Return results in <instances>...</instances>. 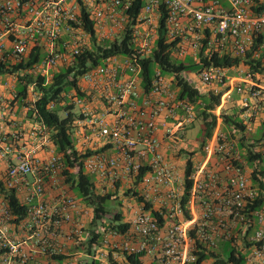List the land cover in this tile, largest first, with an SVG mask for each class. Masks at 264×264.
<instances>
[{
	"label": "built area",
	"instance_id": "2783aa9c",
	"mask_svg": "<svg viewBox=\"0 0 264 264\" xmlns=\"http://www.w3.org/2000/svg\"><path fill=\"white\" fill-rule=\"evenodd\" d=\"M143 1L130 28L134 51L107 56L87 71L60 112L63 118L67 107H75L74 149L79 155L91 153L83 162L94 185L106 194L110 187L129 183L138 195L135 205L128 202L129 229L120 234L109 224L103 226L92 260L112 264L120 252L136 256L140 264L144 258L151 264H206L211 253L230 244L228 254L240 252L244 264H264V203L255 207L260 190L252 179L255 170L264 173V139L250 140L258 129L264 131V0ZM132 7L133 0H0V62L27 63L39 54L27 70L5 75L14 78L12 84L32 75L45 78L47 85L61 69L92 51L94 43L109 47L121 41ZM164 14L167 43H176L173 56L179 61L200 63L204 48L209 60L228 56L243 65L236 66L235 76L228 74L233 67L212 64L198 70L210 92L223 93L214 114L234 107L245 131L233 125L232 133H226L218 120L202 149L203 159L194 166L188 193L180 166L162 151L158 123L166 113L175 118L176 110L185 112V121L194 120V107L170 90L159 69L147 92L141 78V62L156 50ZM88 22L94 35L86 29ZM36 86L30 84L28 97L21 98L29 111L39 99ZM2 97L0 87V102ZM38 114L35 110L29 132L0 129V181L4 191H13L27 207V216L16 223L0 189V264H58L53 257L61 255L58 240L64 225L74 223L70 239L83 233L81 216L86 212L70 191L64 154L38 122ZM181 119L177 126L182 129ZM7 120L2 113L0 121ZM248 149L258 160L247 159ZM49 188L57 191L52 200L47 198ZM200 253L206 254L202 261ZM214 259L215 264L219 258Z\"/></svg>",
	"mask_w": 264,
	"mask_h": 264
},
{
	"label": "trees",
	"instance_id": "16d2710c",
	"mask_svg": "<svg viewBox=\"0 0 264 264\" xmlns=\"http://www.w3.org/2000/svg\"><path fill=\"white\" fill-rule=\"evenodd\" d=\"M143 7V0H133V7L130 11L132 21L128 25V30L124 34V37H122L121 41L109 43V47L107 46L108 43H106V46H98L96 43H94L92 51H88L77 57L72 66L61 69L59 73L55 74L51 82L47 85H44L46 79L43 77L35 78L32 75H26L20 76L18 78V97L23 99L28 97V86L34 82L36 83V90L39 94V99L36 102L34 108H31L29 112L30 117L33 118L35 110L38 111V122L43 123L47 127V132L51 134V139L54 145L64 154V158L68 167L66 170L67 182L70 184L77 196L82 198L83 202H85L87 206L94 209V226H96L97 223L102 222V220L105 219L107 215H112V212L109 209V202L112 200L113 195H102L97 193L92 177L84 172L83 159H85L91 153L88 152L85 155H79L74 149L72 132L73 123L76 116L73 112L75 107L72 105L67 107L66 110L68 113L63 118L60 116V112L63 108V103L67 100L66 97L70 90L72 88L78 89L79 80L81 76H83L87 71L98 65L99 62L107 56L127 55L134 51L130 28L136 23V18L142 11ZM160 22L161 24L159 29V37L156 42V50L152 55L141 62V78L143 79V87L145 91L147 92L151 88L155 69H159L162 75L165 77H173L175 88L179 89V99L193 106L196 105L201 110L199 112V117L203 119L205 125L203 133L204 137L201 138V147H204L207 141L212 137L215 129L217 128L219 119H221L223 123L228 126L235 125L236 127H240L242 131H245V128L238 124V118L236 115L229 116L224 112L219 116L214 114V111L220 105L223 93L215 95L213 92H209V94L203 95L198 88L194 87L183 76L184 73L191 69L196 68L197 70H200L203 66H210L212 64L223 68H231L233 66H238L241 60L233 59L228 56L219 57L218 55H214L213 59L209 60L208 57L204 55V48H201L199 54L200 63L190 61L188 64H186L182 61H179L173 56V48L175 47L176 43H167L165 34V14L161 18ZM86 29L89 32H92V35H94L92 24L90 22L87 23ZM37 53H34L27 63L10 66L0 62V74H14L27 70L38 61L39 54ZM257 63L261 64V61H258ZM24 104L25 106L28 105L27 103ZM52 104H55V106L50 108ZM244 135L246 134L244 133ZM256 139H264V131H262L261 136ZM250 140H255L253 133ZM242 141V147L246 146L245 137ZM248 151L249 153L247 155V159L249 161L254 162L258 160V156L253 155L250 149H248ZM187 155L189 158L185 168V179L188 193L193 186L190 177L194 171L193 157L195 153L191 152L187 153ZM75 168L78 170L77 173H72L71 170ZM252 175V179L258 184L260 190V197L256 201L255 207L260 208L264 203V181L262 178H260V175L264 177V173H259L257 170H255ZM0 189L2 191L5 190L4 184L1 181ZM4 193L6 194V198L9 201L10 207L15 215V222L20 223L27 216V207L20 203L18 197L13 191H4ZM134 195L138 196L136 192ZM111 217L112 221L109 225L112 229L120 234L125 233L129 229V224L120 223V213H115ZM186 217H189L188 212L186 213ZM100 235L101 234L97 233L95 230L93 231L88 252H91V248L98 244L97 241L100 238ZM199 257L200 261H202L206 258V254L200 253ZM53 258L57 262L62 260L61 255L55 256ZM128 260L131 264H140L136 256H128ZM244 263L245 257L240 252L231 250L226 257L220 258L215 264ZM91 264L95 263L92 262Z\"/></svg>",
	"mask_w": 264,
	"mask_h": 264
},
{
	"label": "crops",
	"instance_id": "0c3cea01",
	"mask_svg": "<svg viewBox=\"0 0 264 264\" xmlns=\"http://www.w3.org/2000/svg\"><path fill=\"white\" fill-rule=\"evenodd\" d=\"M204 2L207 3V2H210V0H204ZM188 63L189 62H187V64ZM240 65L241 63L238 66ZM235 68L236 66H233V68L229 70L228 72L229 76L237 75V72L234 70ZM13 80L14 78L8 75H5V76L0 75V85H2L0 87H1V93L3 96L2 97L3 101L0 102V115L2 113H5L8 119L6 123L0 121V129H2L6 133H12L17 129H24L25 131L29 132L35 126V121H34V118L30 117L29 108L25 106L24 102L21 100V97H18L19 85L17 81L16 83L12 84ZM167 80L169 81V84H170V90L178 97L179 89L175 88L173 78L167 77ZM6 82H9L11 85L9 89L5 88L4 84ZM82 85L85 87H89L85 83H82ZM140 86L142 88V83H140ZM199 90L201 93H203L201 89ZM209 92H210V88H209ZM98 106L99 105H96V107ZM90 108H94V105H90ZM184 115H185V112L182 110H176L175 118L170 117L166 113V114H163L159 118V123H158L159 125L158 136L162 143V151L164 155L167 157V159L177 162V164L181 168L182 176H185L186 163L189 158L187 153H191V152L186 151V148L188 147L178 146V143L180 142V140L178 139L177 135L178 133H182V138L186 137L188 140H190L194 144L195 142L194 138L191 139L190 135H191V132L197 131V129L194 126L195 119L187 122L184 120L185 119ZM180 117L182 118L181 121L183 120V125H184V128L182 129L177 126V123H179L178 119ZM223 126H224V123L222 124V130L224 131ZM232 126H229V127H232ZM230 133H231V130H230ZM253 136H255V134H253ZM202 149L203 147L200 148L198 153L194 152L195 153L193 157L194 166H196L203 159L204 153ZM45 154L46 153L44 152L42 156H44ZM184 157H186V160L182 161ZM1 165L2 164H0V168H2ZM70 191L77 198L80 204L81 210L86 212L85 215L81 216L82 223H83V233L81 236L75 235L72 239H70L69 235H70V231L74 223H67L64 225L63 227L64 236L63 237L60 236L58 240V245L61 248V256H62V260L59 261L58 264H91L92 262L95 263L92 260V255L94 254L95 249L100 247L99 245L101 244L103 235L97 228V225L96 226L93 225V221L95 217L94 209L92 207L87 206L86 203L83 202L82 198L77 196L74 190L70 189ZM96 191L98 194H102V195H106V194L113 195L112 200L109 202V209L112 212L111 216H113V214L115 213H120L121 214L120 223L128 224V219L131 216V211L129 208L130 205L128 202L131 201L130 203H133L134 205L138 202L136 201L137 200L136 198L138 196L134 195L135 191L132 190V187H130L129 183L128 184L127 183L118 184L115 187H110V189H108V192L106 194H103L102 191L97 187H96ZM56 195H57L56 190L50 189V188L48 189L47 198H49V200L54 199ZM112 201L118 202L119 207L122 211L121 210L117 211V210L112 209L110 207V203ZM111 216L107 215L105 217V219L108 218L109 220L108 222H106L105 219H103L102 222H99L97 224H102V227L105 226V224H110V222L112 221ZM93 229L101 235L97 241L98 244H96V246L91 248L92 249L91 252H88V247L90 246V240L92 238V234L94 231ZM229 248H230V244L222 245L219 251L211 253L212 254L211 257L208 256L206 264H214V260H215L214 257L216 258L218 257L219 259L226 257L228 255ZM117 254H118L117 259L114 260L112 264H131L127 256L123 255L120 252H118ZM142 264H151V259L144 258Z\"/></svg>",
	"mask_w": 264,
	"mask_h": 264
},
{
	"label": "rangeland",
	"instance_id": "374dc122",
	"mask_svg": "<svg viewBox=\"0 0 264 264\" xmlns=\"http://www.w3.org/2000/svg\"><path fill=\"white\" fill-rule=\"evenodd\" d=\"M183 76L185 77V79H188L187 81L190 82L194 87L201 89L203 92L202 93L203 95L209 94V88L206 85H204L203 82L201 81V79L198 77V70L196 68L191 69L188 72L184 73ZM171 78H173V77H171ZM194 111L196 114L194 126L197 129V131L191 132V135H190L191 139L194 138V141H195L194 144H193V142L188 140L186 137L182 138V133H178L177 136H178V139L180 140V142L178 143L179 147H188L189 149L186 148V151L198 153L200 148H201V138L204 137L203 133H204L205 125H204L203 119L201 117H199V112L201 110L196 105H194ZM224 113H226V115H229V116H234L236 113V110L234 107L228 106V110H225ZM223 127H224L225 132L230 133L231 129L228 125L224 124ZM231 133H232V131H231ZM254 133L256 135L253 137H255V139H256V138H259L261 136L262 131L258 129ZM185 160H186V157H184L182 159V161H185ZM110 207L114 210H117V211L121 210L118 202H116V201H112L110 203ZM105 221L108 222L109 221L108 218H106ZM97 228L101 232L102 231V224H97Z\"/></svg>",
	"mask_w": 264,
	"mask_h": 264
}]
</instances>
